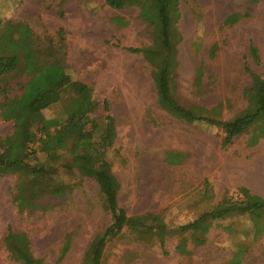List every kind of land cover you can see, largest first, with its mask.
I'll list each match as a JSON object with an SVG mask.
<instances>
[{"label": "rangeland", "instance_id": "374dc122", "mask_svg": "<svg viewBox=\"0 0 264 264\" xmlns=\"http://www.w3.org/2000/svg\"><path fill=\"white\" fill-rule=\"evenodd\" d=\"M179 10L176 98L213 117L212 109L222 103L221 120L242 114V92L251 82L245 69L264 76V0H179ZM137 15L135 7L114 10L105 0H0L1 21L24 23L54 40L58 29L64 31L69 75L92 88L96 115L107 113L115 121L117 137L107 159L119 183L118 204L128 215L159 214L175 227L209 211L223 195L238 199L240 187L264 201V139L249 147L243 134L222 148L219 128L188 124L163 111L150 66L127 50L151 43L150 29ZM117 17L126 25L111 21ZM21 80V75L9 79L11 85ZM61 112L58 103L43 114L61 119ZM11 132L12 122L0 120V136ZM90 143L82 139L77 154H90ZM37 157L45 160L41 153ZM63 178L72 186L66 199L28 215L19 214L11 201L15 176H0V264H16L2 246L8 230L26 233L43 264L83 263L110 217L91 177L73 169ZM258 214L214 223L205 244H187L188 255L174 251L175 237L167 238L162 250L125 233L107 244L102 264H227L240 247L245 248L241 264H264V211Z\"/></svg>", "mask_w": 264, "mask_h": 264}, {"label": "trees", "instance_id": "16d2710c", "mask_svg": "<svg viewBox=\"0 0 264 264\" xmlns=\"http://www.w3.org/2000/svg\"><path fill=\"white\" fill-rule=\"evenodd\" d=\"M105 4L114 10L137 8L138 19L150 29L149 45L127 50L140 54L150 66L156 102L163 111L188 124L204 122L219 128L222 148L243 134H248L249 147L264 139V76L245 69L251 81L242 92L246 107L242 114L228 120L218 118L222 103L212 109L216 115L213 117L204 115L206 110L200 107L181 104L176 98L177 45L181 40L179 0H105ZM113 20L120 21L121 27L126 25L122 18ZM55 37L54 40L48 35H38L21 22L0 20V120L12 122V132L0 136V176H15L11 201L19 214L31 215L51 209L55 201L63 202L72 189L63 176L73 169L79 175L91 177L110 220L95 237L82 264H102L107 244L125 233L137 242L156 243L162 250L166 239L175 237L174 251L188 255L187 244L193 247L205 244L214 223L255 213L259 217L258 212L264 211V201L252 199L243 187L237 189L238 199L223 195L209 211L175 227L159 214L128 215L118 204L119 183L107 159V151L117 137L115 121L107 113L104 117L96 115L99 103L92 88L68 73L64 31L58 29ZM249 52L255 57L254 48ZM12 75H21V82L11 85ZM58 103L62 108L61 119L46 118L43 111ZM103 108L107 111L106 102ZM84 138L91 140V153L83 156L76 151ZM39 153L45 157L43 162L37 157ZM2 246L8 259L16 264H43L41 258L32 254L24 232L8 230ZM68 247L67 238L62 256ZM244 253V247L238 248L227 264H241Z\"/></svg>", "mask_w": 264, "mask_h": 264}]
</instances>
